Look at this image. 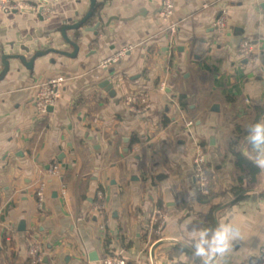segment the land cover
Returning a JSON list of instances; mask_svg holds the SVG:
<instances>
[{"label": "crops", "instance_id": "1", "mask_svg": "<svg viewBox=\"0 0 264 264\" xmlns=\"http://www.w3.org/2000/svg\"><path fill=\"white\" fill-rule=\"evenodd\" d=\"M17 1L47 2L52 15L0 12V73L1 54L21 53L20 38L33 36L26 42L33 49L73 51L60 29L83 18L91 0ZM163 1L97 0L94 17L67 31L80 47L75 58L52 52L31 70L10 60L0 80V264H28L35 244L45 251L43 264H102L109 255L153 264L152 248L163 239L186 243L200 259L164 243L157 264L261 258L264 172L253 180L237 167L228 142L252 104L264 105V0H174L169 21L160 16ZM244 39L257 46L251 59L241 54ZM58 76L68 79L61 98L42 114L38 86ZM141 91L150 107L137 114L121 99ZM199 144L211 169L207 198L193 177ZM240 150L264 166V142ZM213 207L215 232L205 227Z\"/></svg>", "mask_w": 264, "mask_h": 264}, {"label": "built area", "instance_id": "2", "mask_svg": "<svg viewBox=\"0 0 264 264\" xmlns=\"http://www.w3.org/2000/svg\"><path fill=\"white\" fill-rule=\"evenodd\" d=\"M41 5H32L24 1L17 0H0V12L10 13V12H23L25 9H32L35 12L39 10ZM175 8L174 0H164L160 16L165 20L169 21L173 15ZM42 15L44 18H48L52 15V10L45 7L43 9ZM228 16V10L226 8L221 12L220 17L215 23V28L218 32H222L226 27V20ZM129 49L122 50L121 52L115 54L114 56L106 59L103 62L104 66H109L114 62H117L119 57L127 53ZM241 54L247 59H251L254 56V53L257 51V46L251 42L249 39H244L240 46ZM66 76H58L48 79L47 81L41 83L38 86V93L36 97V105L38 110L43 114L49 111L50 107L55 106L58 100L61 98V89L64 84L67 82ZM161 88H165V82H162ZM121 102L129 110L142 114L145 110L150 107V94L147 91L141 92H128L125 94ZM193 177L196 189L199 194L207 196L210 193L209 182L211 176V169L208 163V155L203 146L200 144L196 146V153L193 159ZM55 173V170H52ZM67 185H63L65 190ZM105 207L104 204V194L102 191L97 193V210L103 211ZM160 221L162 222L161 214H158ZM30 259L28 264H43L45 258V251L37 244L33 245L29 251ZM102 264H137L130 262L125 258L118 256H107L103 259ZM256 264H264V249L261 254V258L257 261Z\"/></svg>", "mask_w": 264, "mask_h": 264}, {"label": "water", "instance_id": "3", "mask_svg": "<svg viewBox=\"0 0 264 264\" xmlns=\"http://www.w3.org/2000/svg\"><path fill=\"white\" fill-rule=\"evenodd\" d=\"M46 6H47V2H43L41 4V7L39 8V10L37 11L40 19H44L42 12ZM263 8H264V3H263ZM96 10H97V0H91L90 9H89L88 13L83 18H81L77 22H74L71 24H65L64 26L61 27L60 31L62 33L63 40L66 43H68L70 46L73 47L72 52L57 50L56 48H53V47L43 50V49H41V45H38L36 49H33V48L29 47L28 45H26V42L28 40H33V36L28 37V39L27 38H20L18 41V45H19V50L21 53L14 52L12 54H5V53L1 54V62L3 64V71L0 73V80L4 79L7 76V74L9 73L10 68H11L10 60H19L25 67H27L28 69L31 70L34 68V65H35V62L37 59L44 57V56H46L52 52L63 54V55L75 58L78 55L80 47L76 42H74L68 36L67 31L79 29L83 24H85L86 22H88L90 19H92L94 17ZM22 13L34 14L35 11L32 9H25ZM99 25H100V23H97L96 26L92 29L96 30ZM101 86L106 88L111 95H114L115 92L111 91L113 85L111 84V82L109 80H105ZM53 109H54L53 107L49 108L50 111H52ZM255 163L258 164L264 172V166L258 161H255ZM262 189H264V184L259 188V190H262ZM227 205L228 204H225V205L221 206L219 209L225 208ZM214 215H215V218L217 220V211L214 213ZM23 229H25V228H23ZM164 243H176V244L183 245V246H186L187 248L191 249V247H189L186 243L179 241V240H173V239L160 240L156 244H154V246L152 248L153 264H157L156 259H155L156 248L158 246L164 244ZM218 254H219V227H218L217 242H216V254H215L214 258H216L218 256ZM47 260L48 259H46V261Z\"/></svg>", "mask_w": 264, "mask_h": 264}, {"label": "trees", "instance_id": "4", "mask_svg": "<svg viewBox=\"0 0 264 264\" xmlns=\"http://www.w3.org/2000/svg\"><path fill=\"white\" fill-rule=\"evenodd\" d=\"M97 11L98 10L95 11V14L97 13ZM248 141L251 147L255 145L260 146L264 142V105L260 103L252 104L251 108L249 109L247 123H235L233 133L228 142V150L236 157L237 167H239L243 171L245 170L244 167H246L248 175H250L254 180L256 176L261 173L262 169L255 163L254 160L242 154L240 149L242 145H244ZM239 179L240 181H242V176ZM253 183H257V180L253 181ZM243 191L244 189L240 186L236 187V189L234 190L236 196L240 195ZM204 198H207V196H204ZM215 211L216 207H213L206 215L207 218L205 227L207 230H211L212 232H215L217 227L216 218L214 215ZM177 248L198 260L199 254L193 248L192 250H187V248H185L183 245H178Z\"/></svg>", "mask_w": 264, "mask_h": 264}]
</instances>
